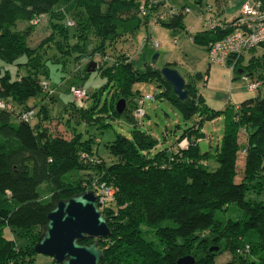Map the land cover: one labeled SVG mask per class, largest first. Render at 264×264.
Instances as JSON below:
<instances>
[{"label":"trees","instance_id":"16d2710c","mask_svg":"<svg viewBox=\"0 0 264 264\" xmlns=\"http://www.w3.org/2000/svg\"><path fill=\"white\" fill-rule=\"evenodd\" d=\"M67 1H72L68 17L64 9L58 7ZM141 1L0 0V101L4 103L0 106V264H33L23 254L37 253L34 244L53 205L60 198L85 189L95 191L100 183L115 187L113 196L105 204L97 200L110 227L109 236L98 239L102 248L101 263L176 264L178 257L191 254L195 257L194 264H215L219 250L228 251L234 261L237 257L247 264L250 261L245 260L243 252L250 251V255L264 263V199L257 197L264 189V97L258 94L240 103L227 102L225 108L219 110L224 112L225 123L220 144L214 152L200 148L199 139L204 136L202 120L184 128L176 139L175 150L166 147L156 150L157 139L138 126L146 112L137 120L136 115L131 114L138 106V98L145 96L132 90L134 82L156 81L162 90L152 94L153 97L164 96L170 100L186 120L198 111L210 117L218 111L206 107L194 77L186 81L188 95L182 99L173 91L160 67L151 62L139 69L130 56L121 57L122 51L114 54L106 51L109 44L133 33L141 24H147L155 12L163 9L162 3L153 5L145 0L146 13L142 14ZM183 7L156 23L183 26ZM210 7L213 14L216 10L220 16L217 9ZM42 15L48 16L50 34L38 45L31 46L29 37L38 23L34 20ZM19 19L26 22L21 28L17 27ZM204 28L191 38L207 51L211 41L222 38L231 29ZM70 36L74 37V43ZM97 51L104 55V60H98L92 71L106 75L107 83L114 87L112 114L126 112L134 124L130 136L118 133L106 144L115 156L110 163L95 155L93 143L98 137L87 129L86 136L70 123V117L76 123L80 119L98 120L91 118L95 106H87L85 99L90 94L95 96L103 87L98 92L88 88L87 97L81 100L71 94V98L63 102L57 116L61 120V113L67 111L69 118L61 121L71 130L70 137L52 132L45 124L53 117L48 98L54 99L53 93L48 92L51 88L46 79L50 76L48 63L58 62L65 69L69 59L78 61ZM247 52L249 57L244 65ZM263 58L264 41L238 57L233 69L234 79L239 77L237 68L241 67L251 79L264 78ZM86 63L82 67L75 66L74 72L83 71L82 83H75L78 86H86L83 81L91 73ZM10 65L16 66L14 76L7 68ZM21 67L25 68L24 72L20 71ZM65 73L71 76L70 71ZM204 78L206 80V76ZM44 82L48 83L47 87ZM263 82L260 80L254 90ZM31 97L34 98L32 104L28 102ZM121 97L125 99V107L118 112L116 101ZM37 102L38 110L34 108ZM30 110L33 111L31 116L24 118L23 113ZM33 117L35 122L31 123ZM183 139L187 142L181 146ZM239 154H242L240 176ZM81 169H85L86 174H69ZM232 205L238 209V217H225L224 212ZM5 230L10 236L5 235ZM30 232L35 235L31 241ZM150 232L154 233V238L146 237ZM93 240L86 236L79 241L89 244ZM254 262L252 260L251 264ZM55 263L54 260L52 264Z\"/></svg>","mask_w":264,"mask_h":264},{"label":"rangeland","instance_id":"374dc122","mask_svg":"<svg viewBox=\"0 0 264 264\" xmlns=\"http://www.w3.org/2000/svg\"><path fill=\"white\" fill-rule=\"evenodd\" d=\"M166 4L173 7L184 6L189 8V11L185 12L182 17L183 26L172 27L160 22L156 23L152 17H150L147 24H141L133 33L127 34L123 38L120 37L117 41L111 43V45L109 44L106 51H109L112 54L122 51V53H120L122 54L121 57L125 58L130 56L133 65L139 69H144L147 63H151L152 55L155 52H158V57L153 62L155 66L162 67L164 65H169L174 67L181 75H183L185 81L194 77L196 87L202 90L204 104L209 110L214 109L218 111L217 113L210 117L207 116L206 112L198 111L191 118L186 120L175 104L164 96L159 97L156 95L153 98L145 99L143 106L146 114L142 117L138 126L139 128L150 132L152 136L157 139L156 150L164 147L175 150L177 148L176 139L184 128L202 120L201 132H203L204 136L199 139L200 148L203 151L209 149L214 152L218 144H220L225 123L224 112L219 110L225 108L224 106L227 102L240 103L243 99L258 94L264 97V82L258 90H247L244 82L240 79V74L239 77L236 75L237 78L234 79L233 76L235 74L230 67L220 62L211 61L206 48L192 40L191 35L198 30L205 29V25L199 16L201 15L202 19L209 16L210 11L208 10V5H211L213 9H215V0H166ZM71 6L72 1H67L60 4L58 7H60L61 10L64 9L65 15L68 17V14L70 15L68 10H70L69 7ZM239 10L240 9H238L236 13H226L225 16H222L221 18L230 20L238 14ZM211 11L213 12V10ZM48 21V16L42 15L41 18L38 19V23L36 25L34 24L35 29L29 37V45H38L43 38L50 34L51 27L48 24ZM25 24L26 22L23 19L17 21V27L19 28L23 27ZM69 33H71V30H69ZM149 34H151V37H154L159 41L158 47H155L150 43L142 44L143 37ZM56 37L60 38L58 34H56ZM94 38L95 37H92V39ZM70 41L73 43L75 42L73 36H70ZM48 50L49 49L47 48V53H50ZM258 52H260L259 49ZM248 57L249 52L245 54L242 64L245 65L247 63ZM88 58L82 57L78 61L69 59L64 67L65 69H63L58 62L48 63L50 76L46 79L51 86L48 92L53 93L52 95H54V99L48 98L49 101L47 103H49V106L51 107L50 114L53 117L50 121L45 122V124L54 133H59L66 137H70L71 135V130L63 124L65 119L69 118L67 111L61 113L63 115V118L61 119L63 122L57 115L58 111L61 112L63 109V102L71 98L72 93L68 88H70L71 85H76V82H81L82 80L80 75H83V71L80 69L74 72V70H76L75 66L77 67L79 65V67H82L86 62V65H88L92 60L97 63L98 60L101 61L104 58V55L97 51ZM7 68L12 76L17 72L16 66L10 65ZM64 70L67 72L70 71L71 76H65L66 71ZM20 71L24 72L25 68L21 67ZM259 71L260 68L256 70V72ZM197 73L201 74V77H199V75L196 76ZM62 76L65 77L61 78ZM204 76H207L206 80ZM260 80L264 81L263 76H259L257 81L260 82ZM107 82V76L99 74L98 70L91 71V73L88 74V77L84 79L83 83L92 92H98L103 87L95 96L90 94L85 99V104L87 106H91L92 104L95 106L93 112L90 113L91 118H97L98 120H96V122H86L85 120L80 119L76 123L75 119L70 117V123L82 130L86 136L88 135L86 129L88 133L95 134L98 137V140H95V143H93L95 155L97 154L107 163H110L115 160V156L110 153L109 147L106 144L109 143L118 133L130 136L134 124L132 120L126 116V112L121 115L112 114V103L115 104L113 99L115 90L113 85ZM132 90L134 92H140L142 95H152L161 92L162 89L154 80H139L133 83ZM47 96L49 97L51 95ZM57 97H59L58 100H56ZM33 101L34 98L31 97L28 102L32 104ZM15 105L18 109L19 106L17 104ZM38 106L39 102H37V105H35L34 108L38 110ZM128 112L129 111H127V113ZM131 114L134 117L133 114L135 113L131 111ZM134 118L137 120L139 117L136 115ZM30 122H35V117L31 118ZM242 139H244L243 136L241 137V140ZM184 141L181 142L183 143L182 145L185 144ZM237 162L238 174L240 176L242 169V154H239ZM69 174L76 176L84 175L86 174V170H73ZM257 197L264 199V189L261 193L257 194ZM237 210L236 206H229L223 215L225 217L230 215L231 217L236 218L239 215ZM4 233L5 235L10 236L9 231L5 230ZM30 234L31 241L34 239L35 235L33 236L32 232H30ZM146 237L154 238L155 236L153 232H150L146 233ZM16 239H18V241L21 240L19 237H16ZM217 250H219V248H217ZM28 252L30 253L31 251L28 250ZM249 252H243L246 256L245 260L248 263L250 261L251 264V261L255 260L253 264H264L260 263L258 257L255 255H250ZM197 254L201 255L202 252H197ZM23 257L32 260L33 264H52L54 262L52 256L38 252L28 256L23 254ZM234 259L235 261L233 260V255L228 251L219 250L215 254L214 262L215 264H247L242 260L237 259V257H234ZM55 264L58 263L56 262Z\"/></svg>","mask_w":264,"mask_h":264},{"label":"water","instance_id":"95a60500","mask_svg":"<svg viewBox=\"0 0 264 264\" xmlns=\"http://www.w3.org/2000/svg\"><path fill=\"white\" fill-rule=\"evenodd\" d=\"M158 57L155 52L151 57L153 63ZM264 66V58L262 59ZM97 63L92 60L87 70L95 69ZM238 68L237 72H242ZM163 76L172 84L173 91L179 98L188 95L187 82L179 71L169 65L160 67ZM125 107L123 97L116 101V109L122 112ZM110 227L96 203V193L92 189L74 193L60 198L47 214V222L39 235L34 250L53 257L58 264H109L100 262L102 248L98 245L99 238L108 237ZM93 237L89 243H81L84 237ZM195 257L185 254L177 258L176 264H194Z\"/></svg>","mask_w":264,"mask_h":264},{"label":"built area","instance_id":"2783aa9c","mask_svg":"<svg viewBox=\"0 0 264 264\" xmlns=\"http://www.w3.org/2000/svg\"><path fill=\"white\" fill-rule=\"evenodd\" d=\"M150 4H163V9H159V12H155L152 15V19L154 22H157L161 19H166L176 14L179 10V7H173L166 4V0H148ZM145 0L141 1L140 9L141 13H146V7H144ZM208 10L210 11L209 16L205 19H202L200 15L199 18L203 21L206 27H230V31L227 32L222 38L213 40L209 43L208 48V56L211 61L220 62L223 64L228 63V67L233 71L236 65V61L239 56L248 51L253 46H257L264 41V0H245L241 6L237 15H235L232 19L227 20L225 18H221V16H217L216 10L215 13L211 11L210 5H208ZM183 12H188V7L182 8ZM214 11V10H213ZM212 12V13H211ZM39 18L35 19V22L38 21ZM67 23L70 24L71 20H67ZM147 41H150L151 44L155 47L159 46V41L154 37L148 35V37H144L143 44ZM231 59V62H228ZM238 69V68H237ZM240 74V79L244 82V85L248 90H254L257 88L259 82L257 80H253L249 77L247 73L242 70ZM44 86L47 87L48 83L44 82ZM70 91L74 97V99L81 100L87 97L88 95V87L86 86H78L71 85ZM50 90V88H49ZM153 95H145L144 97L138 98V106L135 109V114L137 116H143L145 113L143 103L146 98H152ZM4 103L0 101V106H3ZM32 110L24 112L23 117L28 118L32 114ZM185 140V141H184ZM182 141L187 142L186 139ZM181 141V142H182ZM180 142V145L183 146ZM184 144V145H185ZM115 187H110L105 183H100L99 189L95 190L96 200L99 203L105 204L114 193Z\"/></svg>","mask_w":264,"mask_h":264},{"label":"crops","instance_id":"0c3cea01","mask_svg":"<svg viewBox=\"0 0 264 264\" xmlns=\"http://www.w3.org/2000/svg\"><path fill=\"white\" fill-rule=\"evenodd\" d=\"M244 1L245 0H216L215 9H217L218 14L222 17L225 16L226 13H236ZM199 91L202 93L201 89H199Z\"/></svg>","mask_w":264,"mask_h":264}]
</instances>
